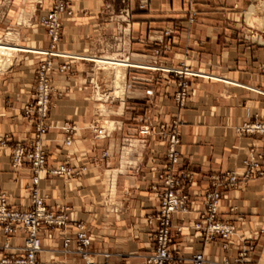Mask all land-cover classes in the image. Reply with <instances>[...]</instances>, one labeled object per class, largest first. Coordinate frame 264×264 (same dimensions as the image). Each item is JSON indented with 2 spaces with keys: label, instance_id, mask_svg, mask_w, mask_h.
Here are the masks:
<instances>
[{
  "label": "crops",
  "instance_id": "0c3cea01",
  "mask_svg": "<svg viewBox=\"0 0 264 264\" xmlns=\"http://www.w3.org/2000/svg\"><path fill=\"white\" fill-rule=\"evenodd\" d=\"M141 1L67 0L73 14L63 19L57 51L84 59L70 60L72 71L53 79L56 91L44 147L49 167L66 163L75 171L87 170L74 178L43 176L40 189L47 204L67 212L70 223L42 233L38 260L82 264L77 256L64 253L63 241L75 236L74 223L83 222L99 264H142L153 247L145 216L159 208V195L152 187L166 163L168 136L161 126L180 118L177 168L192 173L193 183L186 190L191 212L174 216V223L184 229L174 238L173 249L184 257L205 251L209 260L220 261L235 259L253 245L252 263L264 264V177L242 180L243 160L264 151V136L238 131L244 124L264 122V27L261 21L250 26L247 16L262 0H152L144 9ZM53 2L0 0V39L12 31L19 44L23 40L24 46L50 49L42 20ZM260 18L264 22L263 14ZM92 57L129 61L124 101L98 98V92L110 94L113 80ZM47 58L20 53L10 69L0 73V137L9 135L11 143L28 145L34 139L23 106L36 85V70ZM183 63L200 76L191 78L187 103L181 108L174 99L178 79L171 70ZM67 122L76 128L71 146L64 143ZM107 123L113 125L112 134L96 139L92 127L110 129ZM145 128L149 135L142 134ZM104 152L111 156L104 158ZM11 159L12 148L0 147V193L7 195L11 208H27L32 172L28 163L15 170ZM226 171L241 180L221 202L220 219L236 226L229 250L220 239L205 246L203 236L190 229L205 208L212 176ZM112 182L115 203H103L106 185L107 194L113 193ZM3 241L0 228V244ZM23 243L21 233L12 238L15 247Z\"/></svg>",
  "mask_w": 264,
  "mask_h": 264
},
{
  "label": "built area",
  "instance_id": "2783aa9c",
  "mask_svg": "<svg viewBox=\"0 0 264 264\" xmlns=\"http://www.w3.org/2000/svg\"><path fill=\"white\" fill-rule=\"evenodd\" d=\"M152 0H142L141 7L144 9ZM41 3V2H39ZM67 0H54L51 9L46 12L42 23L50 40V49L41 50L39 55L48 57L36 70V88L34 95L23 106L24 119L34 127L35 136L30 144L22 142L11 143L9 135L0 137V147L12 148L11 165L15 170L21 169L26 163L29 164L32 179L28 187L31 205L27 208H11L8 197L0 193V228L4 234V241L0 244V264H40L38 255L43 252L42 233L49 230L65 228L70 223L67 212L57 211L47 204V197L40 189V183L45 175L74 178L81 171H75L68 164H60L49 167L48 153L44 147V137L49 130V118L52 107V95L56 91L53 85L55 76L69 74L72 71L70 60H83L84 57H74L67 53L57 51L61 40L63 19L72 16ZM194 18L191 19V22ZM54 58L67 59L69 62L56 64ZM171 72L178 79V90L174 94L177 105L183 108L189 96L191 78L195 73L190 71L185 63L181 68ZM61 97V95H58ZM183 121L180 118L169 119L161 126L167 134V147L164 151L165 165L159 172L157 181L152 187L159 195V208L153 214L145 216L148 226L152 227L151 241L152 251L145 257L142 264H253V245L244 248L235 259L223 257L220 261L209 260L205 251L195 252L190 257L181 256L173 249L174 238L182 234L184 227L174 223V216L185 215L191 212L190 197L186 190L192 185V173L178 169L181 161V153L178 146L181 143V131ZM96 139L108 138L113 131H108L103 126H93ZM76 128L67 122L64 126L67 146L73 143V135ZM242 134H259L264 136V122L244 124L238 129ZM149 135L147 128L141 131ZM111 156L108 152L103 153L104 158ZM246 168L243 182L264 177V151L250 159H244ZM212 189L206 194L204 210L198 212V219L190 225L192 232L201 234L205 246H209L220 239L225 250L230 248V239L236 233V226L220 219L221 202L225 194L237 187L241 182L235 172L226 171L213 175ZM76 234L74 237H66L63 241V251L67 255H75L82 260V264H99L97 255L90 251L92 235L88 233L83 222L74 223ZM23 238V246L15 247L12 238L20 234ZM75 243V248L71 247ZM101 256V255H98ZM105 258L109 254H103Z\"/></svg>",
  "mask_w": 264,
  "mask_h": 264
},
{
  "label": "bare ground",
  "instance_id": "6f19581e",
  "mask_svg": "<svg viewBox=\"0 0 264 264\" xmlns=\"http://www.w3.org/2000/svg\"><path fill=\"white\" fill-rule=\"evenodd\" d=\"M255 12H256V10L251 9L250 12H249V15H248L249 20H251L252 23H255V21L257 20L254 17ZM256 22H258V21H256ZM261 24L264 27V22H262ZM259 25H260V23H259ZM252 26H254V24ZM262 26H260V27H262ZM8 37L11 39V37H14V36H13L12 33H10L8 35ZM5 39H6V37L1 39V40L4 41ZM21 52H26V53H31V54H36L37 55V54H40L38 52H42V51L40 49H35V48L34 49L33 48L25 49L24 47H20V46H12V45H10L8 43H3V42L0 41V56L1 57H6L8 59L9 57H12L14 53H21ZM72 56L74 57L73 59H76L75 57H78V58L82 57L80 55H72ZM79 60H81V59H79ZM92 61H95L97 64H100L101 66H103V69H107V66H109L110 68H113V69L116 70L115 74L113 75V79H112L114 87H113V93H112L111 97L119 99V98H121L123 96H126L127 95V92H126V88H127L126 72L127 71L126 70H127V67H129V61H120V60H118L116 58L115 59L114 58L113 59H108V58H93V57H92ZM7 62H10V61L8 60ZM0 65L4 67V68L2 67V70L0 71V73H6L10 69V67H8L7 71L4 72V70H6L5 62L4 63L1 62ZM195 76L199 77L200 75H195ZM110 94H111V92H110ZM107 97H110V95H106V96L103 95L102 96L98 92V98H103L104 99V98H107Z\"/></svg>",
  "mask_w": 264,
  "mask_h": 264
},
{
  "label": "rangeland",
  "instance_id": "374dc122",
  "mask_svg": "<svg viewBox=\"0 0 264 264\" xmlns=\"http://www.w3.org/2000/svg\"><path fill=\"white\" fill-rule=\"evenodd\" d=\"M263 2H264V0H262ZM262 1L260 2V3H255V5H257V6H251L250 8H249V10H248V12H247V16L249 15V12H250V10L251 9H254V10H256V12H255V15H254V17H255V19H257L256 21H258L259 23H260V21H261V23H262V21H263V18L260 20V15H264V3H262ZM249 18V17H248ZM255 21V23H258V22H256ZM251 22V20H249V23ZM255 23H250V26H252L253 24H254V26H257V25H255ZM258 23V24H259ZM10 33H12L13 34V36L14 37H11V39L8 37V35L10 34ZM9 40V41H8ZM0 41L1 42H3V43H8V44H10V45H12V46H20V47H24L25 49H28V48H32V47H27V46H24L23 45V43H25V41H23L22 40V42L23 43H21V44H19V36H18V34L17 33H15V32H12V31H10L7 35H6V39L3 41V40H1L0 39ZM34 49V48H33ZM36 49V48H35ZM41 50V49H40ZM43 51V50H42ZM23 53H26V52H21V54H23ZM18 54H20V53H14L13 54V56L12 57H9L8 59L6 58V57H1L0 56V63L2 62V63H4L5 62V68H6V70H4V72H6L7 71V68L8 67H11V65H13V63H14V58L18 55ZM6 58V59H5ZM94 58H98V57H94ZM10 61V62H7V61ZM120 61H122V60H120ZM10 63V64H9ZM96 66H98V67H101V68H103V66H101L100 64H97L96 63ZM2 67L3 66H1L0 65V71L2 70ZM4 68V67H3ZM109 75H110V77H112V79H113V75L115 74V72H116V70L115 69H113V68H110L109 66H107V69H104ZM111 70H114V71H111ZM168 70V69H167ZM127 71V70H126ZM126 83H127V72H126ZM109 85H110V83H109ZM109 87V86H108ZM113 84H112V91H110L111 92V94H109L110 96L112 95V93H113ZM35 88H36V85H35V87H34V89H33V91L31 92V95H30V98L29 99H31L32 97H33V95H34V91H35ZM110 88V87H109ZM102 92H103V90H101ZM109 91H105V92H103V93H108ZM126 92H127V88H126ZM99 94H101L102 96H103V94L102 93H100L99 92ZM125 97L126 96H123V97H121V99L124 101L125 100ZM101 103V102H100ZM107 119V118H106ZM26 121V120H25ZM27 122V121H26ZM106 126H112V127H110L109 126V128L110 129H108L107 127H105L106 129H108V131H113L114 129H113V125L112 124H110V123H107V124H105ZM112 185H113V193H111V194H107V192H108V188L110 187V185L108 186V185H106V188H105V199L103 198L102 199V201L101 202H103V203H107V204H112V203H115V202H113V200H114V193H115V184H114V182H112ZM111 195V196H110ZM120 202V201H119ZM119 205H121V204H119Z\"/></svg>",
  "mask_w": 264,
  "mask_h": 264
}]
</instances>
